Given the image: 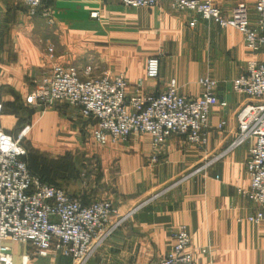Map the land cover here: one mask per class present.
Instances as JSON below:
<instances>
[{"label":"crops","instance_id":"1","mask_svg":"<svg viewBox=\"0 0 264 264\" xmlns=\"http://www.w3.org/2000/svg\"><path fill=\"white\" fill-rule=\"evenodd\" d=\"M212 1L225 15L245 2L252 24H257L256 0ZM50 4L55 19L51 25L64 31L58 39L47 40L57 45L50 67L60 63L83 72L92 65L93 75L122 72L128 81V96L138 89L158 94L174 78L180 93L198 97L202 91L199 78L209 75L218 82V97L228 102L225 108L212 109L205 147L174 135L154 150L150 136L138 133L116 143L86 145L84 137L92 132L95 120L64 101L47 106L25 103L29 111L20 123L15 115L0 117V128L14 136L16 130L31 123L27 140L30 147L57 155L81 151L84 158H93L97 166L89 169L87 178L72 182L76 184L72 192L84 202L108 199L125 211L140 206L87 264L156 263L172 248L180 224H186L192 234L197 264H264V222L257 225L239 220L256 208L238 191L250 185L246 161L255 140L226 151L237 133V113L248 100L233 91V80L245 72L247 60L263 58V49L251 51L243 34L234 27H222L201 17L191 25L196 17L193 12L172 10L167 2L152 8L128 7L116 0H52ZM93 10H99V19L90 16ZM9 15L20 19L26 32L12 30L7 23ZM41 19L46 20L30 16L19 0H0V40L32 36L37 41ZM28 47L39 48L34 43ZM151 56L160 59L158 78L146 74ZM21 57L20 63H24ZM26 58V69L45 65L30 53ZM19 73L10 68L5 76L0 73V81L9 79L7 84L16 88ZM21 87L24 90L25 84H19ZM222 119L226 125L218 129ZM155 153L159 157L156 163L152 160ZM66 170L59 167L55 174L70 175ZM61 182L65 188L72 185ZM10 244L15 264H21L22 255L29 253L24 247L27 245ZM208 245L211 254L202 253ZM33 259L36 264H72L71 258L56 252Z\"/></svg>","mask_w":264,"mask_h":264},{"label":"built area","instance_id":"2","mask_svg":"<svg viewBox=\"0 0 264 264\" xmlns=\"http://www.w3.org/2000/svg\"><path fill=\"white\" fill-rule=\"evenodd\" d=\"M52 0H19L30 16H41L54 24ZM128 7L152 8L167 2L172 10L191 11L199 17L234 27L244 36L251 51H264V0H256L257 24L253 25L248 6L241 1L230 15H225L212 0H116ZM99 19V10L90 13ZM53 44L48 45V56L54 57ZM88 65L83 72L76 66L54 63L36 82L26 96V103L35 106L52 105L64 101L80 108L83 116L95 120L92 139L101 145L129 139L132 135L148 134L151 146L159 149L172 136L205 147L209 143L208 129L215 106L223 108L228 102L218 97V82L209 75L201 76V94L190 98L179 92L176 79H171L166 90L158 94L136 93L128 96V81L124 73L107 72L93 75ZM146 74L160 75V59L147 60ZM141 82V80L139 81ZM140 86V83H139ZM233 91L248 98L238 113V128L228 150L241 146L250 139L246 169L248 188L238 191L256 204L255 210L239 220L254 224L264 222V56L261 60H247L245 72L233 80ZM2 102L0 100V113ZM226 125L222 119L218 129ZM32 124H25L17 135L0 128V264H15L10 243L30 244L38 256L56 252L72 260V264H87L97 250L128 220L140 206L123 210L108 199L84 202L64 186L44 181L34 174L25 156V140ZM158 162V154L152 156ZM193 239L186 224H180L174 234V244L166 255L153 264H197ZM211 247L202 253L211 254ZM30 253L22 255L21 264H36Z\"/></svg>","mask_w":264,"mask_h":264},{"label":"rangeland","instance_id":"3","mask_svg":"<svg viewBox=\"0 0 264 264\" xmlns=\"http://www.w3.org/2000/svg\"><path fill=\"white\" fill-rule=\"evenodd\" d=\"M7 23L8 26L10 25V28L13 30V28L19 29V31L26 32V30L23 28L22 21L19 19L17 20L14 17H11L10 15L7 16ZM39 23V29L38 31L41 32L39 39L37 41H34L32 36H26L27 39L25 40H0V73L5 76L6 71L10 70V68H14L15 71H19V84H25V89L19 88V84H16L17 87H13L9 84H7L8 80L0 81V100L2 102V110L0 113V117H17V123H20L22 119H26V115L29 111L27 110V106L25 104V99L27 94L33 89L36 82L40 79L41 75L47 71L50 68L51 59L48 56V45L51 43V41H47L50 37H59L63 36L64 31H62L59 28H55V25L49 24L46 20L41 19ZM43 34V35H42ZM58 37L56 39H58ZM33 43L39 47V48H31L29 49L28 44ZM53 43V41H52ZM54 47L57 46L55 43L53 44ZM23 47V48H21ZM28 51H27V48ZM39 52H38V51ZM36 52V53H35ZM56 47L54 51V57H55ZM30 53L32 57L39 58L40 61H45V65L37 64L36 66H30L31 68H25L27 65V54ZM41 53V54H40ZM21 55L24 56L23 60L24 63H20L22 60ZM53 57V59H54ZM34 59V58H31ZM48 62V63H47ZM49 64V66L47 65ZM38 71H37V70ZM10 77V76H9ZM1 78V77H0ZM9 85V86H7ZM24 103V104H23ZM20 130L15 131V135L18 134ZM24 142L26 146L28 145L27 141ZM84 143L86 145H96V143L91 136V133H88L87 136L84 137ZM30 153L32 155V160L35 159L36 162L40 164H44V166L51 165L54 163H58L59 166L62 168H66L67 172L69 171L70 175L60 176L54 175L53 179H57L59 182L62 180L64 182L69 181V183H75L78 182V180H84L87 178V172L89 169H92L93 167H96V162L93 161V158L85 157V154L80 152H67L65 154L60 153H51V152H45L38 150L35 146L30 147ZM72 172L74 173L72 175ZM78 176H77V174ZM91 176V177H90ZM88 178L91 179L93 176L92 174ZM62 183V182H61ZM68 186L67 189L72 192L74 189V186L76 187V184H73ZM82 183V182H79ZM64 184V183H63ZM64 186V185H63ZM73 187V188H72ZM18 243V242H15ZM20 244V243H18ZM22 244V243H21ZM24 245V244H22ZM27 246H24L27 248L29 253L32 256H37L34 248L30 244H26Z\"/></svg>","mask_w":264,"mask_h":264},{"label":"trees","instance_id":"4","mask_svg":"<svg viewBox=\"0 0 264 264\" xmlns=\"http://www.w3.org/2000/svg\"><path fill=\"white\" fill-rule=\"evenodd\" d=\"M25 103H26V99H25ZM26 104H28V103H26ZM28 109L29 108L27 107V110ZM26 148L28 150V153H27V155L24 158L28 162L31 171L34 174L39 175L44 181H46V182H48L50 184H55L57 186H63L57 179H55V180L53 179L54 175H58V174H55V170L59 169V167L60 168H62V167L59 166L58 163L57 164L54 163L53 164V167H55V170H54L53 167L52 168H48L47 166H49V165H47V164L44 166V164H40V163L36 162L35 159L32 160V155L30 153L31 151H30L28 146H26ZM53 171H54V174H53Z\"/></svg>","mask_w":264,"mask_h":264},{"label":"bare ground","instance_id":"5","mask_svg":"<svg viewBox=\"0 0 264 264\" xmlns=\"http://www.w3.org/2000/svg\"><path fill=\"white\" fill-rule=\"evenodd\" d=\"M240 32V31H239Z\"/></svg>","mask_w":264,"mask_h":264}]
</instances>
